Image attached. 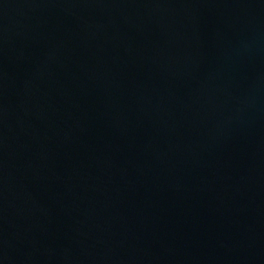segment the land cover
Listing matches in <instances>:
<instances>
[{"label": "water", "instance_id": "water-1", "mask_svg": "<svg viewBox=\"0 0 264 264\" xmlns=\"http://www.w3.org/2000/svg\"><path fill=\"white\" fill-rule=\"evenodd\" d=\"M0 264H264V0H0Z\"/></svg>", "mask_w": 264, "mask_h": 264}]
</instances>
